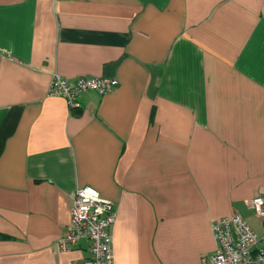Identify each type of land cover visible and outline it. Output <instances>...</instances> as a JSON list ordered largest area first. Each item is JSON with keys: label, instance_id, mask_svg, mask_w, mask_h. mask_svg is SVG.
Segmentation results:
<instances>
[{"label": "crops", "instance_id": "0c3cea01", "mask_svg": "<svg viewBox=\"0 0 264 264\" xmlns=\"http://www.w3.org/2000/svg\"><path fill=\"white\" fill-rule=\"evenodd\" d=\"M116 78L79 107L53 73ZM113 202V264H199L264 195V0H0V264L61 251L72 194Z\"/></svg>", "mask_w": 264, "mask_h": 264}, {"label": "built area", "instance_id": "2783aa9c", "mask_svg": "<svg viewBox=\"0 0 264 264\" xmlns=\"http://www.w3.org/2000/svg\"><path fill=\"white\" fill-rule=\"evenodd\" d=\"M118 84L116 78L102 76L77 77L68 80L53 73L48 94L62 97L69 109L79 107V96L92 90L110 92ZM264 226V195L247 201ZM116 218L113 202L92 186H79L72 194L69 226L56 243L61 251L74 248L81 240L88 243L89 258L84 264H113L110 228ZM214 252L200 257L199 264H264V231L256 234L238 214L220 218L211 226Z\"/></svg>", "mask_w": 264, "mask_h": 264}]
</instances>
